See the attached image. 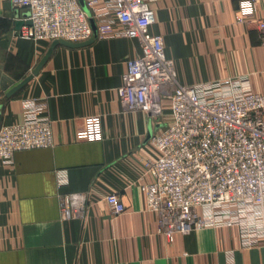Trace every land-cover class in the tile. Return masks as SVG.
<instances>
[{
    "label": "crops",
    "instance_id": "obj_1",
    "mask_svg": "<svg viewBox=\"0 0 264 264\" xmlns=\"http://www.w3.org/2000/svg\"><path fill=\"white\" fill-rule=\"evenodd\" d=\"M248 0H159L153 33L164 38L177 85L189 86L248 76L264 93V0L252 12ZM29 12L0 0V125L23 121V101L47 105L54 146L19 151L0 161V264H264V244L239 247L236 229L202 228L174 241L158 233L142 186L152 177L146 163L160 154L152 138L171 117L125 110L119 88L127 64L141 54L130 38H95L79 48L57 46L41 71L13 96L8 92L30 76L51 41L20 35ZM84 43V42H83ZM90 118L98 139L89 135ZM69 183L60 187L58 172ZM119 194L126 211L115 214L107 195ZM77 195L84 206L64 219L61 200Z\"/></svg>",
    "mask_w": 264,
    "mask_h": 264
},
{
    "label": "built area",
    "instance_id": "obj_2",
    "mask_svg": "<svg viewBox=\"0 0 264 264\" xmlns=\"http://www.w3.org/2000/svg\"><path fill=\"white\" fill-rule=\"evenodd\" d=\"M159 0H10L29 12L20 35L35 41L71 43L95 38H130L141 54L128 61L120 102L125 110L163 115L171 100V117L153 138L160 156L146 163L152 177L142 186L149 209L158 215V233L171 242L179 233L202 228L236 229L239 247L264 244V93L253 89L248 76L189 86L177 85L174 62L164 38L153 33ZM259 0H248L252 12ZM264 38V20L257 23ZM98 122L90 118L89 135L99 138ZM53 122L47 105L23 101V121L0 125V161L10 164L23 150L54 146ZM59 186L69 183L58 172ZM77 195L61 200L64 219L79 215ZM115 214L126 211L119 194L107 195ZM235 264V249L226 251Z\"/></svg>",
    "mask_w": 264,
    "mask_h": 264
},
{
    "label": "water",
    "instance_id": "obj_3",
    "mask_svg": "<svg viewBox=\"0 0 264 264\" xmlns=\"http://www.w3.org/2000/svg\"><path fill=\"white\" fill-rule=\"evenodd\" d=\"M28 25L31 24V21L27 22ZM94 39L88 41V42H84V43H71L65 40H56L52 43L51 48L49 49L48 53L46 54V56L42 59V61L40 62V64L34 69L33 73L28 76L27 78H25L22 82H20L18 85H16L13 89H11L7 96L11 97L13 96L15 93H17L20 89H22L25 85H27L35 76H37L39 74V72L41 71V69L43 68V66L45 65V63L47 62V60L49 59V57L52 55L54 49L59 46V45H63V46H67V47H71V48H79V47H84L86 45H89L91 43H93Z\"/></svg>",
    "mask_w": 264,
    "mask_h": 264
}]
</instances>
